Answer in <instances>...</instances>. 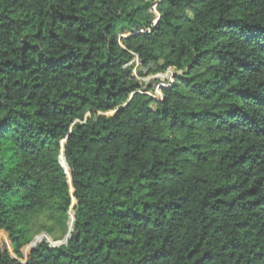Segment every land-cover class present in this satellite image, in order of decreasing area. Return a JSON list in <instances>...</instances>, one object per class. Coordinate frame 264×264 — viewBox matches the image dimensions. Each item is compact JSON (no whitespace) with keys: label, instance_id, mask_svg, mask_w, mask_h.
<instances>
[{"label":"trees","instance_id":"obj_1","mask_svg":"<svg viewBox=\"0 0 264 264\" xmlns=\"http://www.w3.org/2000/svg\"><path fill=\"white\" fill-rule=\"evenodd\" d=\"M0 234V264H264V0H0Z\"/></svg>","mask_w":264,"mask_h":264},{"label":"rangeland","instance_id":"obj_2","mask_svg":"<svg viewBox=\"0 0 264 264\" xmlns=\"http://www.w3.org/2000/svg\"><path fill=\"white\" fill-rule=\"evenodd\" d=\"M154 13H155V15L157 17L155 19V21H154V25H156L157 24V20H158L159 17H158V14H157L156 11H154ZM134 63H135L134 74L137 76L138 80L140 82H150V79L152 77H149V78H141V77H139L137 75V73H138V66H139V62H138L137 58L135 59ZM159 78H161V79H167L168 78V80H170V79L171 80H174V73H172L170 75L162 74L161 76H159ZM55 237L61 239L59 243H63L66 240V238H67V236L66 237H63L62 234L60 233V231H57ZM43 241H46V242H48L50 244H53L54 243L53 238L51 236H49L47 233H42L40 235H37L34 238V241H33L34 244L33 245H36L37 243H40V242H43ZM0 243H1V245L8 247L10 249V252L13 255V252H12V250L10 248V242L8 241L6 235L0 234ZM28 247H30V249H31L32 246L29 245V246H27V247H25L23 249L24 259L20 260V262H22V263H26L27 262V259H28L29 253H30V251H29L28 254L26 252V249Z\"/></svg>","mask_w":264,"mask_h":264},{"label":"water","instance_id":"obj_3","mask_svg":"<svg viewBox=\"0 0 264 264\" xmlns=\"http://www.w3.org/2000/svg\"><path fill=\"white\" fill-rule=\"evenodd\" d=\"M62 157H64L63 155L60 157V163H61V165L63 166V168L66 170V168H65V166L63 165V163H62ZM66 172H67V170H66ZM67 174H68V172H67ZM72 232V229H70V231H69V234H68V236H67V238H66V240L63 242V243H59V242H57V243H53L52 245L53 246H59V245H62V244H66L67 243V241H68V238L70 237V233ZM34 243L32 242V244H31V246H32V248H34L37 244H39V243H37L36 245H33Z\"/></svg>","mask_w":264,"mask_h":264}]
</instances>
